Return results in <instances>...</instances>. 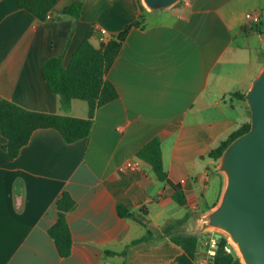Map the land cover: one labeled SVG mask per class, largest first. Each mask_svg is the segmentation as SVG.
<instances>
[{"label":"crops","instance_id":"1","mask_svg":"<svg viewBox=\"0 0 264 264\" xmlns=\"http://www.w3.org/2000/svg\"><path fill=\"white\" fill-rule=\"evenodd\" d=\"M75 1L58 0L40 20L16 0H0V99L86 117L84 100L61 108L43 62L61 56L68 66L88 31L99 47L140 15L141 3L84 0L75 19L64 14ZM254 11L263 19L264 0H181L165 11H146L145 26L130 28L106 74L118 97L95 110L88 137L66 143L56 129L38 128L10 159L0 134V264L174 261L182 248L167 236L131 246L125 257L105 255L146 231L134 216H119L116 205L126 204L137 217L147 213L153 230L189 213L180 230L192 231L193 217L217 202L223 177L208 153L247 120L246 100L234 92L245 93L264 63V24L246 18ZM153 137L161 140L164 170L183 189L185 205L135 155ZM63 190L76 201L67 213L72 246L66 257L48 234Z\"/></svg>","mask_w":264,"mask_h":264},{"label":"trees","instance_id":"2","mask_svg":"<svg viewBox=\"0 0 264 264\" xmlns=\"http://www.w3.org/2000/svg\"><path fill=\"white\" fill-rule=\"evenodd\" d=\"M58 0H16L18 6L40 20L49 17L52 7ZM84 4V0H78L64 9V14L77 19ZM141 13L134 21L125 25L115 36L107 42L95 47L89 40L93 29L88 31L77 49L71 56L68 66L64 67L61 56H53L46 59L42 65L44 79L50 85L52 91L58 95L63 110H67L73 99H81L87 102L86 117H75L65 114L45 113L23 108L10 100L0 99V134L5 138L3 149L10 159L18 156L20 149L26 145L34 130L38 128H54L66 143H72L88 137L93 124L95 110L118 97V91L114 84L106 78V74L113 64L122 42L132 26H145V8L140 5ZM264 24V17L259 25ZM245 101L243 92H234ZM248 118L233 131L227 139L213 148L208 157L215 161L219 159L224 148L236 136L247 131L250 127V111L248 106ZM136 157L151 165L156 178L169 185L171 198L179 205L186 204V195L179 184L172 183L164 170L162 160L161 140L153 137L141 146L135 153ZM76 201L67 190H63L55 201L56 220L48 228V234L53 239L60 256L66 257L71 253L72 236L67 221V213L74 208ZM116 210L121 217H135L138 222L146 227L145 233L133 239L120 252L105 250V255H120L125 257L131 246L150 243L161 237H169L170 240L182 248L179 254L170 264H193L198 250L201 234L190 231H182L180 227L185 224L189 213L182 218L170 219L160 229H151L148 226L147 213L140 212L137 217L132 209L123 203L116 205ZM226 239L219 237L216 254L211 258L210 264H241L235 252L228 253L224 246ZM124 264V262L122 263Z\"/></svg>","mask_w":264,"mask_h":264},{"label":"water","instance_id":"3","mask_svg":"<svg viewBox=\"0 0 264 264\" xmlns=\"http://www.w3.org/2000/svg\"><path fill=\"white\" fill-rule=\"evenodd\" d=\"M181 0H140L148 12L165 11ZM250 127L224 148L215 170L223 177L217 202L197 213L195 233L222 235L241 264H264V63L244 94Z\"/></svg>","mask_w":264,"mask_h":264},{"label":"built area","instance_id":"4","mask_svg":"<svg viewBox=\"0 0 264 264\" xmlns=\"http://www.w3.org/2000/svg\"><path fill=\"white\" fill-rule=\"evenodd\" d=\"M262 16H263L262 11H254V12L246 13L247 20L250 23L256 25L260 23ZM100 32L104 33L105 30L100 29ZM214 234L216 233L209 232L206 235L201 236L193 264H207V260L209 259L211 261V258L216 254L217 246L219 243V237L222 235L217 234V236H214ZM226 242L227 243L224 246V249L228 253L234 252L233 246L229 243L228 240H226Z\"/></svg>","mask_w":264,"mask_h":264},{"label":"rangeland","instance_id":"5","mask_svg":"<svg viewBox=\"0 0 264 264\" xmlns=\"http://www.w3.org/2000/svg\"><path fill=\"white\" fill-rule=\"evenodd\" d=\"M189 227H190V226H189ZM189 227H187V229H188ZM183 231H184V229H183ZM207 233H209V232H203V233H201V235H206ZM214 236H217V234H214ZM207 262H208V264H210V260H209V259L207 260Z\"/></svg>","mask_w":264,"mask_h":264}]
</instances>
